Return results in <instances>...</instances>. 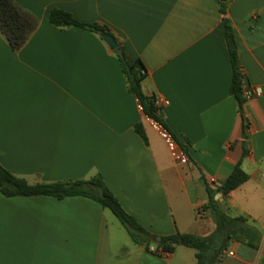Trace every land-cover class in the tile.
Returning a JSON list of instances; mask_svg holds the SVG:
<instances>
[{
	"label": "crops",
	"instance_id": "obj_1",
	"mask_svg": "<svg viewBox=\"0 0 264 264\" xmlns=\"http://www.w3.org/2000/svg\"><path fill=\"white\" fill-rule=\"evenodd\" d=\"M15 2L38 26L19 50L0 33V165L30 185L101 176L157 242L212 235L207 187L218 190L242 161L249 180L215 200L231 217H249L261 241L233 242L219 264H264V0ZM52 8L108 27L130 60L143 62V89L167 102L161 114L187 164L149 124L115 51L100 34L54 27ZM225 19L245 77L244 117L230 94ZM196 255L184 246L146 250L86 197L0 192V264H198Z\"/></svg>",
	"mask_w": 264,
	"mask_h": 264
},
{
	"label": "trees",
	"instance_id": "obj_2",
	"mask_svg": "<svg viewBox=\"0 0 264 264\" xmlns=\"http://www.w3.org/2000/svg\"><path fill=\"white\" fill-rule=\"evenodd\" d=\"M221 6V13L225 16V4H221ZM49 22L54 27L60 29L73 27L98 35L106 32L113 36L108 27L97 23L83 24L77 21L72 14L59 8L49 10ZM224 24L228 42L230 40L235 41L234 31L230 22L225 19ZM37 26L36 20L24 12L16 4L15 0H0V33L7 39L14 50L21 49L27 43ZM229 52L233 70L230 94L235 97L241 115L244 117V106L248 100L244 93L245 77L238 50L230 48ZM115 53L126 77L129 92L139 100L146 117L158 122L171 134L161 114V108L156 106V96L154 94H147L143 89V81L147 74L143 62L140 59L136 61L130 60L125 49L120 45ZM137 131L148 144V138L143 126H138ZM171 135L173 136V134ZM246 155L247 151L245 150L244 156ZM248 180L249 175L243 170L242 161H240L222 187L216 191L207 187L210 202L209 207L216 221V231L212 235L199 237L191 234L177 233L162 237L161 242L157 243L155 242V236L140 226L136 219L126 212L101 176L90 180L30 185L26 180L17 178L0 165V192L5 197L45 196L58 200L78 196L86 197L100 204L103 208L109 209L128 231L134 243L144 246L148 251H150L152 245H156V253L158 254H172L178 246L191 248L197 252L198 264H219L223 259L224 252L230 248L233 242H240L253 248L258 247L261 241L258 226L251 222L249 217H231L226 209L218 205L215 200L217 194L228 196Z\"/></svg>",
	"mask_w": 264,
	"mask_h": 264
},
{
	"label": "built area",
	"instance_id": "obj_3",
	"mask_svg": "<svg viewBox=\"0 0 264 264\" xmlns=\"http://www.w3.org/2000/svg\"><path fill=\"white\" fill-rule=\"evenodd\" d=\"M166 104H167L166 101L157 100V102H156V106L158 108H161L162 106H164ZM141 108H142V106H141ZM142 110H143V108H142ZM147 120H148L149 124L151 125V127L166 142V144H167V146L171 152L172 158L180 164H187L189 161V157L186 154V152L182 148H180V146L177 144V142L175 141L173 136L163 126H161L158 122H156L150 118H148ZM228 255L233 256L234 254L229 253Z\"/></svg>",
	"mask_w": 264,
	"mask_h": 264
},
{
	"label": "water",
	"instance_id": "obj_4",
	"mask_svg": "<svg viewBox=\"0 0 264 264\" xmlns=\"http://www.w3.org/2000/svg\"><path fill=\"white\" fill-rule=\"evenodd\" d=\"M100 36L106 42V44L111 48V50L116 51L119 48L118 42L110 34L103 32L100 34ZM230 48L233 50L236 49V44L233 40H230ZM156 240H157V242H161L162 238L158 237Z\"/></svg>",
	"mask_w": 264,
	"mask_h": 264
},
{
	"label": "rangeland",
	"instance_id": "obj_5",
	"mask_svg": "<svg viewBox=\"0 0 264 264\" xmlns=\"http://www.w3.org/2000/svg\"><path fill=\"white\" fill-rule=\"evenodd\" d=\"M165 142V141H164ZM165 144H166V142H165ZM166 146H167V144H166ZM168 147V146H167ZM168 150H169V148H168ZM169 152H170V150H169ZM170 154H171V152H170Z\"/></svg>",
	"mask_w": 264,
	"mask_h": 264
}]
</instances>
